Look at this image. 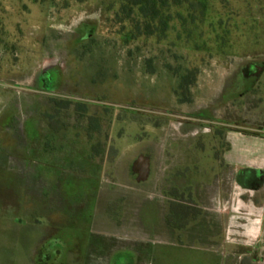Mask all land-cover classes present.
Returning a JSON list of instances; mask_svg holds the SVG:
<instances>
[{"label":"rangeland","instance_id":"374dc122","mask_svg":"<svg viewBox=\"0 0 264 264\" xmlns=\"http://www.w3.org/2000/svg\"><path fill=\"white\" fill-rule=\"evenodd\" d=\"M123 2L0 0V264L16 250L8 242L35 240L11 210L55 212L41 261L79 264L96 197L124 198L111 203L119 219L156 200L153 175L127 173L134 155L146 151L157 169L165 151L161 187H183L211 163L207 149L221 156L226 124L264 121V0H187L151 35L124 17ZM133 18L143 20L137 9ZM168 61L198 71L191 102L176 97ZM49 170L56 184L33 179ZM157 208L162 218V198Z\"/></svg>","mask_w":264,"mask_h":264},{"label":"crops","instance_id":"0c3cea01","mask_svg":"<svg viewBox=\"0 0 264 264\" xmlns=\"http://www.w3.org/2000/svg\"><path fill=\"white\" fill-rule=\"evenodd\" d=\"M263 69L257 72L256 84L263 82L264 90ZM226 125L222 134L226 147L221 156L217 158L218 150L207 149L211 163L198 166L200 176L183 185L192 184L195 200L203 209L201 218L186 230V243H179L178 231L166 223L168 198L161 185L170 182L166 170L172 163H165L164 151L156 169L146 151L139 152L132 157L127 173L136 182L153 175L156 200H146L132 216L124 214L119 219L109 211V205L124 198L107 197L99 202L96 197L79 264H264V121L254 120L248 128ZM212 133L218 138L215 131ZM119 159L122 156L114 163L112 181L120 174ZM53 161H49L50 170L56 168ZM50 170L49 176L33 179L56 184ZM161 198L165 203L162 218L157 208ZM4 211L9 215L8 209ZM11 211L21 223L30 225L35 240L19 237L16 243L8 242L16 250L7 264H46L41 254L49 247L46 242L50 237L45 239V234L55 212L49 209L44 216L35 209ZM28 214L38 215L37 223L26 219ZM71 216L65 213L66 218ZM48 261L67 264V258L58 263L56 256Z\"/></svg>","mask_w":264,"mask_h":264},{"label":"trees","instance_id":"16d2710c","mask_svg":"<svg viewBox=\"0 0 264 264\" xmlns=\"http://www.w3.org/2000/svg\"><path fill=\"white\" fill-rule=\"evenodd\" d=\"M187 0H124L121 11L126 19H133L138 29L143 25L145 34L155 33L152 23L159 21L163 29L168 28L167 18H164V11L172 5H182ZM137 9L138 14L143 19L135 20L133 14ZM174 58H182L173 53ZM166 66L170 69L175 80L174 93L182 103L192 101L191 89L197 81L198 71L189 68L183 62L174 64L170 61L166 62ZM150 72L154 73L155 69L151 67ZM118 151L114 154L117 157ZM169 180V178H168ZM165 196L168 198L166 223L178 231V241L184 244L186 241V230L196 223L203 214V209L196 202L192 184L185 187L177 186L171 183L169 189L164 190ZM111 212V204L109 206Z\"/></svg>","mask_w":264,"mask_h":264}]
</instances>
